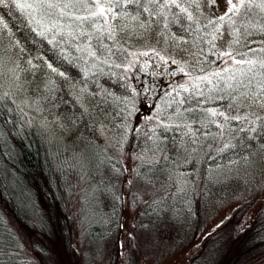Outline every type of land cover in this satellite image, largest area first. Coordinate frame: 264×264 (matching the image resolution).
<instances>
[{"label": "rangeland", "instance_id": "374dc122", "mask_svg": "<svg viewBox=\"0 0 264 264\" xmlns=\"http://www.w3.org/2000/svg\"><path fill=\"white\" fill-rule=\"evenodd\" d=\"M216 4L215 8L203 4V14L197 17L202 25L199 30L186 18L182 20L184 28L169 18L166 35H157L164 29L161 23L153 27L150 37H134L124 43L123 49L114 48L108 63L100 62L99 68L87 65L88 86L103 97V103L98 98L92 99V110L86 111L73 102L68 86L73 79H85L82 73L86 62L75 59L74 44L61 43L59 34L49 43L53 31L49 30L47 37L35 32L37 44L34 45L28 33L24 38L20 36L21 30L30 34L33 31L27 23L26 12L14 6H0V17H3L0 36L9 45L15 64L1 73L4 88L20 114L38 124L40 131L59 148L60 166L72 165L76 171V176L60 184L64 202L55 204L59 214L54 225L56 240L47 241L40 236L37 240L43 248L58 245L55 258L45 254L42 258L44 251H35L30 238L37 232L22 224L23 235L18 238L27 264H192L206 254V247L219 240L218 232L226 226L242 228L258 215L264 204V112L258 105L254 106L251 111L259 119L253 122L248 108L229 110L230 94L234 90L227 87L225 80L228 75L238 80V74L221 73L223 79L219 83L213 74L216 69L233 64L230 58L220 56L228 46L235 49L237 59L261 55L264 35L249 27V35L241 38L230 34L225 22L217 37L210 39L205 33L213 29L206 25L204 16L211 19L213 12L225 11L227 0H216ZM250 16V23L264 22V16L258 13ZM236 27L243 33L242 25ZM180 36L186 39L181 41ZM237 39L239 43L230 44ZM17 40L21 42L19 45L15 43ZM149 47L154 51H149ZM61 48L67 52L62 53ZM48 63L67 76L53 72ZM125 64L128 66L124 67ZM25 73H39L41 84L28 85ZM205 75L211 84L204 79ZM182 84L184 88L180 87ZM181 100L184 102L180 103ZM129 102L134 106L129 108ZM210 107L225 109L231 127L221 128L213 123V119L223 123L224 118L213 117L206 111ZM196 110L204 111L207 116L202 121L189 120L186 113ZM127 111L132 113L127 120L128 127L121 128ZM237 115L242 119L231 118ZM230 132H235L232 146L224 147V139ZM250 138L258 147L252 146L254 142ZM237 144L241 146L237 148ZM97 147L103 151L100 158L104 165L111 163L112 166H101L93 172V164L102 160L89 151L95 152ZM227 148L228 164L216 163L222 150ZM252 148L255 157L248 165L244 154ZM209 155H212L211 161L215 159L210 166ZM221 162L225 163L222 168ZM242 163L244 167L239 166ZM140 168H148V173L141 174ZM90 174L106 184L113 183L120 198V214L113 231L97 243L84 238L85 220L88 214L93 215L88 202L98 189L101 191L96 182L87 190L93 181ZM155 195L166 206L181 200L190 212L189 218L178 224L170 221L165 212L159 223L146 222L144 209ZM193 223H197L195 228ZM65 227L67 243L61 234Z\"/></svg>", "mask_w": 264, "mask_h": 264}, {"label": "trees", "instance_id": "16d2710c", "mask_svg": "<svg viewBox=\"0 0 264 264\" xmlns=\"http://www.w3.org/2000/svg\"><path fill=\"white\" fill-rule=\"evenodd\" d=\"M7 22L9 23V18H7ZM1 28L2 26H0ZM20 33L23 38L28 33L27 37L34 40V45L37 44V36L34 31L30 34L29 31L21 30ZM12 56L9 45L0 36V264H27L25 256L22 255L23 250L18 238L23 235L22 224L24 227H32L37 232V235L30 238L35 251H44L41 253L42 258H44L42 254L55 258L58 245L55 247L47 245L48 248H43V245L37 240L39 236L44 237L47 241L56 240L54 225L59 214H57L55 204L64 202L60 184L66 182L65 180L70 176H76V171L72 165L69 168L60 166L62 156L59 148L54 145L51 138L40 131L38 124L20 114L14 101L6 92L1 73H4L6 68L11 69L15 66ZM24 77L26 83L32 87H37L42 81V76L39 73H25ZM186 114L191 121H202L207 116L202 110ZM235 132H230L231 134L224 139L228 148L232 146L231 142ZM248 140L254 142L252 146L258 147L252 138ZM222 145L217 146V149ZM240 146L237 144V148ZM228 148L221 151L223 154L220 155L219 160H216V163L224 161L228 164L230 159L225 155ZM254 148L244 154V157L247 154L246 163L248 165L253 162L255 157ZM97 149L95 152L94 150L89 151V154L97 155L100 158L103 151L100 147ZM207 157L209 166L215 163V159L211 161L212 155ZM100 159L102 161L93 164V172L101 166H112L111 163L104 165L103 158ZM225 163L221 162L220 168ZM239 166L244 167V164H239ZM140 170L141 174L146 171V174L148 173V168H140ZM89 176L93 178V181L87 190L92 189L96 182L101 191L98 189L88 202L93 215L88 214V220H85L84 238H88L92 243H97L106 239L113 231L115 221L120 214V198L118 190L113 188V183L106 184L104 180L94 179L96 175L90 174ZM61 177L62 179H59ZM176 201L172 206H166L165 202L159 200V197L155 195L144 209L145 221L159 223L163 213L166 212L170 221L178 224L179 222L184 223V220L189 218L190 212L187 211L181 200ZM103 205H106L104 210L102 209ZM194 222H198V220ZM196 226L197 223H193V227ZM231 226H226L218 232L219 240L213 246L206 247V254L192 264H264V204L249 225L233 229ZM61 234L67 243L66 227Z\"/></svg>", "mask_w": 264, "mask_h": 264}, {"label": "snow or ice", "instance_id": "6c2138e0", "mask_svg": "<svg viewBox=\"0 0 264 264\" xmlns=\"http://www.w3.org/2000/svg\"><path fill=\"white\" fill-rule=\"evenodd\" d=\"M203 4L217 7L216 0H0V6L15 8L26 12L27 23L37 35L47 37L49 30L52 31V38L49 43L60 36V42L66 44L72 42L77 54L75 59L78 62H86L83 68V77L85 79L77 81L73 79L68 86L72 90L73 102L79 106L82 111L92 110L91 100L98 98L103 103V97L97 92L92 91L87 83L90 77V71L87 65L99 68L100 62L108 63L114 55L113 49H123L124 43L131 41L134 37H150L153 27L161 23L164 29L157 32V35H166L169 25V18L181 28H184L182 20L184 18L195 24L197 30L202 25L198 20V15L203 14ZM250 13L264 16V0H227V7L221 13L213 12L211 19L204 16L206 25L213 30L205 33L210 39H215L222 30L225 22L228 23L230 34L236 36L249 35V27L264 35V22L259 24L250 23ZM3 17H0L2 20ZM215 22V23H214ZM236 25L243 26V33L240 32ZM7 28V24L4 25ZM191 24L188 25L191 28ZM173 36L176 34L173 32ZM186 36H180L179 40L184 41ZM17 45L21 42L15 41ZM239 43V40L230 41ZM264 44V41H261ZM129 47L131 45L129 44ZM62 53L67 52L66 48H61ZM149 51H154L149 47ZM261 55L253 56L250 59H237L235 49L228 46L220 52V56L230 58L233 61L231 66L216 69L215 75L217 83L223 77L221 73L238 74L239 79L234 75H228L225 83L227 87L234 90L230 94L229 110L233 107H245L250 110L249 119L258 120L255 113L251 110L258 105L264 112V47L260 49ZM23 53V48H21ZM31 61L32 57L29 56ZM127 67L128 65H123ZM53 72H59L60 76H67L62 70L56 69L51 63L47 64ZM183 71V69H181ZM95 79V77H92ZM204 79L211 80L208 75ZM254 85V87H253ZM46 87L48 85H45ZM52 87H55L52 83ZM184 88L185 85H180ZM184 101L181 100L180 103ZM201 104L204 101H200ZM129 102V108L133 107ZM159 108L160 105H157ZM206 111L213 117L219 115L224 118L223 123L217 119L212 122L218 124L221 128L228 125L230 117L226 110L219 107H210ZM131 111L125 113V120L121 128H127L128 117ZM235 120H241L242 117L237 115L231 117ZM157 119L159 117L157 116ZM163 123V121H161ZM103 128V123L100 124ZM248 125H245L247 128ZM251 135V131L248 133ZM223 135V133H221ZM121 136V140H123ZM119 146V142L117 144ZM227 147V144L224 145ZM155 157V152L152 153Z\"/></svg>", "mask_w": 264, "mask_h": 264}]
</instances>
